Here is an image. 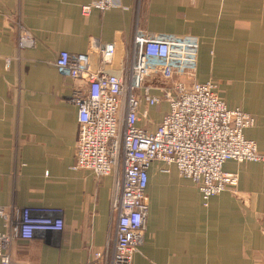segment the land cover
<instances>
[{
  "label": "crops",
  "instance_id": "crops-1",
  "mask_svg": "<svg viewBox=\"0 0 264 264\" xmlns=\"http://www.w3.org/2000/svg\"><path fill=\"white\" fill-rule=\"evenodd\" d=\"M92 1L0 0V205L54 206L65 214L62 231L14 240L12 264H87L114 243L115 176L74 167L79 123L70 97L87 82L60 72V51L90 53L94 69L125 75L136 26L196 35L198 81H216L230 107L256 118L245 136L264 152V0H120L84 15ZM22 26L33 46H18ZM107 43L116 51L102 65ZM228 70L244 80H225ZM168 108L143 104L139 125L154 130ZM163 167L156 161L149 169L147 228L133 264H264V163L227 160L224 170L238 184L208 205L176 166Z\"/></svg>",
  "mask_w": 264,
  "mask_h": 264
},
{
  "label": "built area",
  "instance_id": "built-area-1",
  "mask_svg": "<svg viewBox=\"0 0 264 264\" xmlns=\"http://www.w3.org/2000/svg\"><path fill=\"white\" fill-rule=\"evenodd\" d=\"M120 0H93L82 6L84 15L121 6ZM31 31L22 26L18 46H33ZM201 41L196 35L154 32L136 26L125 75L105 67L94 69L90 53L60 51L61 73L87 82L75 89L70 101L78 107L75 168L97 176H115L111 205L117 214L113 247L98 250L87 264H133L144 241L149 201L147 187L153 162L168 172L176 166L202 192L211 197L238 184L236 173L224 170L227 160L264 163V152L245 136L256 118L241 107H230L218 84L197 79ZM116 46L101 47V63L114 57ZM8 66L10 59H7ZM169 108L154 130L139 125L143 104ZM64 210L54 206L11 209L0 205V264H12L14 240L31 241L42 232H60ZM81 264V263H79Z\"/></svg>",
  "mask_w": 264,
  "mask_h": 264
},
{
  "label": "rangeland",
  "instance_id": "rangeland-1",
  "mask_svg": "<svg viewBox=\"0 0 264 264\" xmlns=\"http://www.w3.org/2000/svg\"><path fill=\"white\" fill-rule=\"evenodd\" d=\"M242 72V76H245L248 78L249 76V70H240ZM239 70H228L227 71V79L225 80H244L243 78H240L239 77ZM245 79V80H248V79ZM185 186V185H184ZM187 187V186H185Z\"/></svg>",
  "mask_w": 264,
  "mask_h": 264
}]
</instances>
